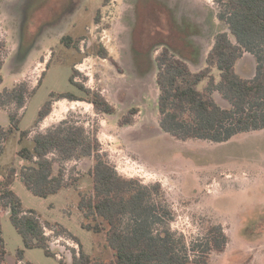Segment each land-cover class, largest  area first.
Returning a JSON list of instances; mask_svg holds the SVG:
<instances>
[{"label": "rangeland", "instance_id": "rangeland-1", "mask_svg": "<svg viewBox=\"0 0 264 264\" xmlns=\"http://www.w3.org/2000/svg\"><path fill=\"white\" fill-rule=\"evenodd\" d=\"M218 11L216 0H0V41L7 47L0 93L22 82L35 88L46 73L22 113L20 131L6 143L0 173L26 164L18 152L22 146L32 148L33 142L27 139L21 145L20 134L35 127L51 94H75L80 100L54 103L41 131L73 118L96 134L102 152L121 176L145 185L160 184L174 212L171 231L188 248L205 239L212 225H222L229 243L205 264H264V130L242 133L224 143L183 142L159 126L157 56L167 47L198 72L215 35L228 32L218 20ZM65 35L80 41V50L62 44ZM99 46L108 52L107 59L97 55ZM250 57L245 55L239 62L245 77L254 72ZM73 68L80 73L76 81L100 93L114 108L113 114L96 112L86 94L71 84ZM131 109H138L131 115L133 122L123 124ZM9 110L0 111V125L5 128L11 124ZM91 166L92 160L68 163L69 175L79 178L78 183L48 198L34 196L18 177L14 191L26 209L66 227L87 254L108 262L113 252L105 234L82 228L79 201L81 195L93 192L87 174ZM0 221L7 263L18 264L22 237L10 214L1 209ZM61 239L53 252L69 264L74 253L65 243L77 244ZM190 253L192 261H201V256ZM22 263L61 264L57 256L47 257L42 249L26 250Z\"/></svg>", "mask_w": 264, "mask_h": 264}, {"label": "trees", "instance_id": "trees-1", "mask_svg": "<svg viewBox=\"0 0 264 264\" xmlns=\"http://www.w3.org/2000/svg\"><path fill=\"white\" fill-rule=\"evenodd\" d=\"M219 5L218 20L228 32L215 35L211 50L204 55L198 72H193L186 60L164 47L156 58L159 88V126L179 141L201 140L224 143L242 133L264 130V0H216ZM61 43L80 50V41L69 35ZM7 47L0 41V72L5 66ZM98 56L108 58V52L99 46ZM255 63L250 78L238 72V63L246 55ZM202 58V55H200ZM46 73L37 87L22 82L0 93V111L9 110L10 126L0 125V159L6 143L20 131L23 111L28 101L37 93ZM80 73L73 68L70 82L86 94L96 112L111 115L114 108L97 92L86 89L76 81ZM3 82L0 76V83ZM217 96L228 107H222ZM80 100L72 93H52L41 108L32 130L20 134L19 143L31 139L33 147L22 146L18 156L26 164L20 170L11 168L0 173V209L10 214V221L22 237L24 248L16 253L18 264L25 258L26 250L42 249L47 257H56L51 238L71 239L79 245L69 264H199L214 252H222L229 243L222 225H212L205 239L188 248L182 238L171 231L174 219L164 190L160 184L145 185L136 178H126L102 152L96 134L73 118L41 131V124L51 115L55 102ZM82 100V99H81ZM9 108V109H8ZM131 109L123 124H131ZM92 160L88 175L93 182V192L81 195L79 210L84 221L82 228L95 234H105L107 247L113 259L104 260L87 254L78 237L66 227L44 221L34 210L26 209L13 189L16 178L40 198L58 194L76 185L79 178L69 175L70 162ZM3 226L0 221V264L7 263V250ZM201 256L192 261L191 253ZM61 264H68L60 259ZM31 264V263H30Z\"/></svg>", "mask_w": 264, "mask_h": 264}, {"label": "built area", "instance_id": "built-area-1", "mask_svg": "<svg viewBox=\"0 0 264 264\" xmlns=\"http://www.w3.org/2000/svg\"><path fill=\"white\" fill-rule=\"evenodd\" d=\"M1 179H0V181H2L4 178H3V176L2 177H0ZM51 233H53L52 231H50V233L48 232V230L47 229H45V235L46 236H48V237H50V234ZM54 234V233H53ZM55 237H54V235H53V239H54ZM57 239H59V238H55V240H53V241H51V244H52V247H59L60 245V240H62L61 238H60V240H57ZM51 240H52V237H51ZM65 242H67V241H65ZM65 244H67L69 247H71L73 250H78L77 251V255L79 254V245L77 246V245H75L74 243H69V242H67V243H65ZM61 250V249H60ZM61 252H62V254L63 253H65L63 250H61ZM57 257L59 258V259H62V255L61 254H57ZM19 264H23L22 262H20Z\"/></svg>", "mask_w": 264, "mask_h": 264}, {"label": "crops", "instance_id": "crops-1", "mask_svg": "<svg viewBox=\"0 0 264 264\" xmlns=\"http://www.w3.org/2000/svg\"><path fill=\"white\" fill-rule=\"evenodd\" d=\"M246 55H248V54H246ZM249 56H250V55H249ZM243 58H244V57H243ZM243 58H242V59H243ZM250 58H251V57H250ZM252 59H253V58H252ZM240 61H241V60H240ZM253 61H254V59H253ZM254 63H255V61H254ZM238 66H239V63H238ZM238 66H237V68H238ZM255 67H256V63H255ZM255 67H254V71H255ZM238 72H239V69H238ZM239 73H240V72H239ZM253 74H254V72H253ZM253 74H252V75H253ZM241 75H242V74H241ZM252 75H251V76H252ZM242 76H243V75H242ZM251 76L246 77V78H250ZM244 77H245V76H244ZM0 177H2V175H0ZM0 179H1V178H0ZM0 182H1V181H0ZM13 189H14V185H13Z\"/></svg>", "mask_w": 264, "mask_h": 264}]
</instances>
